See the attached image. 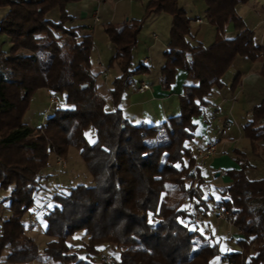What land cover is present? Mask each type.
<instances>
[{"label":"trees","instance_id":"obj_1","mask_svg":"<svg viewBox=\"0 0 264 264\" xmlns=\"http://www.w3.org/2000/svg\"><path fill=\"white\" fill-rule=\"evenodd\" d=\"M76 1L0 0V7L7 9L0 33L11 43L7 51L0 48V188L10 189L9 215L0 223V264H96L91 254H97L101 244L118 250L113 258L117 264H208L220 253L219 243L192 220L193 210H206L207 205L199 198L203 180L196 153L186 142L193 139L192 118L202 114L211 88L222 87V76L237 56L260 60L264 77V47L255 44L253 31L236 10L248 0H204L206 19L217 29L208 46L186 39L191 18L178 0H149L140 18L104 23L114 47L108 65L120 70L110 90L113 110L106 108L90 70L91 33L86 27L65 25L72 19L67 4ZM55 8L59 16L51 20L47 14ZM160 12L171 18L161 88L170 87L178 68L186 71L179 113L156 125L134 124L117 104L134 75L145 70L132 63L137 35L145 19ZM227 26L237 31L234 38L221 37ZM41 88L61 96L63 104L49 112L40 127H32L23 123V116ZM251 114L253 120L243 130L257 152L256 141L264 144V125H259L264 97ZM89 127L93 142L85 135ZM71 146L78 148L94 183L54 193L55 204L44 215L49 240L39 252L22 217L33 204L39 172L49 155L66 156ZM235 153L240 168L224 171L231 181L215 202L230 211L243 236L237 241L242 250L225 253L222 259L263 264L264 177L250 179L246 170L251 165L244 153ZM185 201L189 208H184ZM77 231L88 237L84 257L69 244Z\"/></svg>","mask_w":264,"mask_h":264},{"label":"crops","instance_id":"obj_2","mask_svg":"<svg viewBox=\"0 0 264 264\" xmlns=\"http://www.w3.org/2000/svg\"><path fill=\"white\" fill-rule=\"evenodd\" d=\"M148 1L80 0L67 4V11L72 19L67 21L66 27H86V31L92 35L90 70L94 75L96 90L105 99L109 108L114 107L110 90L113 79L120 74V70L117 65H108L114 54V47L103 30V24L140 18ZM132 2L135 3L132 4ZM236 10L246 26L253 31L255 44L264 47V0H248L238 4ZM95 16H98V21H95ZM162 18H166L168 22L163 32H158L154 25ZM170 22L171 18L167 13L150 14L145 19L139 31L137 43L132 49L133 67L144 65L145 70L134 75V80L124 90L117 104L123 116L131 123L145 122L147 125H156L179 113V96L183 91L186 71L178 68L174 81L168 89L161 88L159 84L160 69L165 62L164 52L169 43ZM195 24L202 25L203 19L199 16L191 18V32L186 39L192 44L200 42L204 46L210 45L216 38V27L209 23L215 30V34L209 42H204ZM97 34L101 39H96ZM236 34L237 31L227 26L221 33V37L231 39ZM260 68V60L251 61L246 57L237 56L222 76V87L214 85L211 88L202 114L192 118L194 130L190 144L196 146L212 142L217 147V153L199 168L200 177L205 184L204 189L201 190L204 193L202 197H208L212 191L217 193L230 183L231 179L224 171L240 168L234 159L235 150L244 153L251 165L246 170L250 179L264 177V144L261 140L256 141L258 151L253 152L243 130L244 126L253 120L251 108L260 103L264 97V77L260 74ZM109 70L113 73L112 80H109ZM235 77L238 78L233 84ZM142 82L148 83L149 88L139 91L138 86ZM38 90L49 92L46 88ZM50 109L47 106L43 116L51 112ZM259 121L260 126L264 125V119ZM24 123L29 125L30 122ZM240 239H243L240 233H231L226 253L241 252L242 247L237 243ZM113 254L118 255V250ZM224 254H221V258Z\"/></svg>","mask_w":264,"mask_h":264},{"label":"rangeland","instance_id":"obj_3","mask_svg":"<svg viewBox=\"0 0 264 264\" xmlns=\"http://www.w3.org/2000/svg\"><path fill=\"white\" fill-rule=\"evenodd\" d=\"M134 3L135 2H132V4ZM178 3L180 6H182L185 9L189 17L194 18L196 16H199L203 19L202 25L195 24L196 30L198 29L199 35L203 37L204 42L207 41L209 42L211 38H213L215 34L214 32L215 30L213 29L212 26H210V24L206 19L205 1L178 0ZM6 10H7L6 7H0V20L6 13ZM58 16H59V11L57 8L51 10L47 14V17L50 18L51 20H57ZM167 22L168 21L166 18H162L160 22L155 23L154 28L158 32H163ZM230 28L233 29L231 26ZM138 36L139 35H137V38ZM96 39L97 40L101 39L99 34H97ZM10 47H11V43L9 37L5 33H0V48L3 51H7L10 49ZM108 72L110 75L109 80H112L113 73L110 70ZM48 93L49 92L45 93L41 90L35 91V93L31 97L29 108L23 116L24 122L26 121L30 122L29 125L32 127H40L48 116V114L46 116H43V112L45 109H47V106L51 108L50 109L51 112H53L54 108H58V107L49 106V103L47 101L49 96ZM56 96L59 102L62 103L63 102L62 97L58 95ZM106 108L109 110L114 109V107L109 108L107 105ZM92 131H93L92 127H89L87 130H85V135L87 136L90 142L94 141V137L91 134ZM190 142L191 141H187L186 145L191 146L193 151H195V146L191 145ZM59 158L64 161L65 163L64 168H62L58 164ZM204 163L203 162L201 163L196 160V166L198 168H200ZM191 171L195 174L194 168ZM92 182L94 183L93 178L90 172L88 171L85 162L82 160L77 147L71 146L66 156H57L52 153L49 155L47 166L43 167L39 172V178L36 183V190L34 194L33 204L31 205V207L27 209V211L24 213L22 217L25 231L27 235H29L34 239V241L38 246L39 252L43 251L46 242L49 240V237L44 233L46 226L44 215L55 204V201L53 200L54 193L66 192L70 187H73L79 183L89 185ZM204 185H205L204 182H202V184L200 185V191L204 189ZM200 191H199L200 193L199 198L200 200L204 201L206 205L209 202L207 201L209 197L215 200H218L220 198V191L217 193H215V191H212L208 197H202L204 193L203 191L201 192ZM9 192H10L9 188H0V223L2 219H4L9 215V210H8L9 200L6 199V197L9 195ZM183 206L184 208H189L190 203L188 201H185ZM32 215L35 218L33 225L30 224V219H31L30 217ZM205 221L208 224V231L205 235L208 236L211 235L213 241L219 243V250L221 254L226 253L227 250L226 248L229 246L228 240L230 234L231 233L237 234L240 233L241 231L234 226L232 221L231 224H228L224 220L218 219L216 216L211 214L205 216ZM87 239L88 237L84 231H77L76 233H74V235L69 239L71 251H75L77 254H79V256L84 257L86 255L84 244L87 242ZM97 248L99 249V252L97 254L95 253L91 254V259H93L96 264H105L104 260L106 257H111V258L117 257V255L113 254V252L116 251L113 245L101 244L97 246ZM220 253L218 255L212 256L208 264H227V262L221 258ZM5 254L6 251L3 252L2 259H4ZM33 264H41V263L35 262Z\"/></svg>","mask_w":264,"mask_h":264},{"label":"built area","instance_id":"obj_4","mask_svg":"<svg viewBox=\"0 0 264 264\" xmlns=\"http://www.w3.org/2000/svg\"><path fill=\"white\" fill-rule=\"evenodd\" d=\"M98 20H99L98 16H95V21H98ZM148 88H149V85L148 83H145V82H142L138 86L139 91H144ZM48 94L49 96H48L47 101L49 103V106L60 107L63 104L59 102L57 96L54 93L49 92ZM216 150H217V147L212 142H208L204 145H196L195 146L196 160L201 163L202 162L204 163L216 153ZM58 164L62 168L65 167L64 161L61 160L60 158L58 159ZM205 214L214 215L218 219H222L228 224H231V221H232L231 213L227 208L223 207L222 205L218 204L215 201H209L207 203L206 210L195 209L193 211V216H192L193 222L199 227V229L201 230L203 234H206L208 231V225L205 221ZM30 218H31L30 224L33 225L35 218L33 215ZM104 261H105V264H117L116 260L111 257H106Z\"/></svg>","mask_w":264,"mask_h":264},{"label":"water","instance_id":"obj_5","mask_svg":"<svg viewBox=\"0 0 264 264\" xmlns=\"http://www.w3.org/2000/svg\"><path fill=\"white\" fill-rule=\"evenodd\" d=\"M85 85H83L82 87H84Z\"/></svg>","mask_w":264,"mask_h":264}]
</instances>
